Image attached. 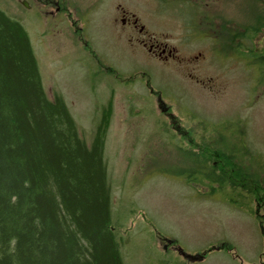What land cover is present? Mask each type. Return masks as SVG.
Masks as SVG:
<instances>
[{
  "label": "rangeland",
  "instance_id": "rangeland-1",
  "mask_svg": "<svg viewBox=\"0 0 264 264\" xmlns=\"http://www.w3.org/2000/svg\"><path fill=\"white\" fill-rule=\"evenodd\" d=\"M179 1L70 0L54 16L41 13L40 0L0 7L28 31L47 94L63 97L89 145L112 101L105 160L124 264H264V93L255 90L264 63L216 47L196 30L206 26L199 7ZM238 3L222 0L210 12L245 26L249 11L243 5L239 17ZM124 9L177 57L149 55L123 24ZM187 139L206 165L224 151L222 189L186 179L195 165ZM254 187L263 195L257 216ZM180 247L204 258L190 261Z\"/></svg>",
  "mask_w": 264,
  "mask_h": 264
},
{
  "label": "trees",
  "instance_id": "trees-1",
  "mask_svg": "<svg viewBox=\"0 0 264 264\" xmlns=\"http://www.w3.org/2000/svg\"><path fill=\"white\" fill-rule=\"evenodd\" d=\"M112 109L110 100L89 145L63 97L47 94L28 31L0 7V264H124L105 160ZM187 142L195 165L186 179L222 189L224 151L206 165Z\"/></svg>",
  "mask_w": 264,
  "mask_h": 264
},
{
  "label": "flooded vegetation",
  "instance_id": "flooded-vegetation-1",
  "mask_svg": "<svg viewBox=\"0 0 264 264\" xmlns=\"http://www.w3.org/2000/svg\"><path fill=\"white\" fill-rule=\"evenodd\" d=\"M40 1L42 3H39L38 7L40 8L41 13H45L50 16H54L55 14L60 15V13H62V15L66 14V4L67 2L68 4L70 2V0ZM237 1L239 2V17L241 16L243 5L249 11L248 16L250 17V20L248 21H250V23L245 26H243L244 24L239 20L236 21L237 23H232L230 22L231 20L223 18L221 14L210 12L211 7L221 3L222 0H204V2L203 0H185L183 2L189 6L195 4L199 7V10L197 11V15L199 14L198 19L202 18V20H205L206 26L199 28L198 25L196 30L203 32L208 37H214L215 39L217 38L214 40L216 47H221V50L225 52L230 51L232 48L233 50L239 49L238 52H244L251 57V62L261 61L264 63V0ZM205 7L206 11L204 10ZM189 11L193 12L190 9ZM120 12L123 24L127 25V27L131 28V31L135 32L138 41L142 42L143 45L148 46L150 53L149 55L163 58L164 60H171L177 57L176 49L174 47H169L166 43H162L155 37H150L148 35L144 29V26L139 24V20L134 13L128 14L125 9L121 10ZM63 21H65L64 18ZM243 34H245V38ZM229 37H231V41H229ZM239 60L242 61L241 59ZM262 80H264V78ZM255 90H258L256 91L257 95L259 93L263 94L264 82H258V84L255 85ZM259 90H261V92ZM260 204L257 203L254 207L255 216H257L258 210L262 208ZM262 232L264 233V230H262Z\"/></svg>",
  "mask_w": 264,
  "mask_h": 264
},
{
  "label": "water",
  "instance_id": "water-1",
  "mask_svg": "<svg viewBox=\"0 0 264 264\" xmlns=\"http://www.w3.org/2000/svg\"><path fill=\"white\" fill-rule=\"evenodd\" d=\"M166 240L168 242H172V239L166 238ZM179 251L182 253L183 256L188 258L190 261L202 260L204 258V255H205V252L204 253H198V254H190V253L185 252L181 247H180Z\"/></svg>",
  "mask_w": 264,
  "mask_h": 264
}]
</instances>
